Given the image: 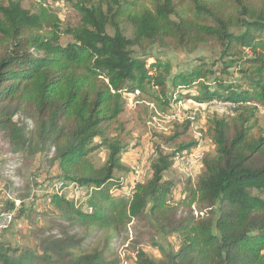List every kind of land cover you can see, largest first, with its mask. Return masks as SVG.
Segmentation results:
<instances>
[{"label": "trees", "instance_id": "obj_1", "mask_svg": "<svg viewBox=\"0 0 264 264\" xmlns=\"http://www.w3.org/2000/svg\"><path fill=\"white\" fill-rule=\"evenodd\" d=\"M54 1L69 5L67 20L21 0H0V139L23 161L49 158L53 148L59 181L43 197L75 183L77 192L87 189V202L54 195V209L42 214L58 224L52 232L40 230L34 247L16 246L5 238L7 229L0 232V264H122L110 246L139 220L160 257L137 243L135 264H264V127L258 115L264 107V0ZM205 45L218 58L199 59L187 71L147 61L156 46L193 54ZM129 93L141 98L131 110ZM184 99L235 105L207 122L213 149L203 153L201 173L186 179L183 197L174 200L178 183L168 174L177 156L199 143L187 120L174 137L186 141L171 151L158 148L151 174L136 180L129 199L115 196L112 190L123 188L118 174L129 172L122 156L130 124ZM17 116L33 129L26 132ZM101 149L106 158L97 165L90 157ZM36 198L19 208L6 201L0 213L16 211L17 219L33 221ZM74 228L103 232L105 241L86 250L85 237L69 233ZM172 236L179 247L158 239Z\"/></svg>", "mask_w": 264, "mask_h": 264}, {"label": "rangeland", "instance_id": "obj_2", "mask_svg": "<svg viewBox=\"0 0 264 264\" xmlns=\"http://www.w3.org/2000/svg\"><path fill=\"white\" fill-rule=\"evenodd\" d=\"M21 1L26 8L37 10L43 7L56 12L64 20H67L70 16V8L66 2H56L54 0ZM139 2L146 4L147 0H139ZM123 29L127 36L132 37L133 30L130 25L124 24ZM217 58L218 56L216 51H214L213 47L209 45L203 46L199 51L193 54L156 46L150 51L147 61L149 64H154L157 61L163 64H168L171 71L176 73L191 69L199 63V59L213 62ZM196 89L197 86H194V89L190 91L192 93H196ZM188 91L189 89L184 92L186 93ZM127 95L130 99L129 110H131L135 107L137 102L141 100V98H139L137 94L129 93ZM143 98L146 102L149 101L147 96ZM234 107L235 105H231L220 100L212 101L211 104L199 105L192 100L184 99L175 104L174 108L171 110H167L166 112L158 110L155 114H153L152 118H148L146 116L147 114H141L143 122L137 118V122L130 124L131 136L129 138V148L122 156V162L129 168V172H121L118 174V177L122 179L123 188L120 190L113 189V194L117 197L129 199L136 180L138 182L142 181L151 174L150 163L155 155V151L158 150V148L171 151V149L175 148L177 144L183 142L184 140L186 141L184 136H180L177 140H174V137L177 133L183 132L187 120H192V133L194 138H196L199 143L193 149L180 153V155L176 158L172 172L168 174L169 178H172L178 183V187L173 193L174 200L182 198L183 182L186 179L197 177L201 173V157L203 153H208L213 149L211 141L205 135L207 122H209V119L214 117L215 113H217L218 116H223L227 113H231L229 108ZM259 111L258 115L260 125L264 127V107L261 106ZM138 115L139 114L135 116ZM15 120L20 126L25 128L26 132L33 129V124L29 119L22 120L21 117L17 116ZM166 140L168 143H166ZM97 142L99 143L101 141L97 140ZM52 154H54L53 148L49 149V152L47 153V155H50L49 158H36V160L34 158H30L29 160L23 161L19 153L13 152L0 139V211L4 209V203L6 201L21 204L24 201H32L34 197H37L34 207L41 210L45 198H38V196H43L40 192L43 193V191L47 190V186L53 182V179L59 180L57 177L58 169L54 166L51 159ZM105 158V149H101L98 153L96 152L90 157L92 162L97 165L102 164ZM55 184L56 182L54 185ZM70 185L71 183H68L65 190H63V186H66L65 184L56 186V190L53 192H57L59 194L53 193L49 196V200L47 199L51 203V210L54 209L52 205V198L54 195L66 196L68 199L71 198L78 205L86 204L87 199L85 197L87 196V189L80 187V189H78L80 192H77V190L74 187H70ZM16 187L20 188L21 192L15 193L14 188ZM25 193H28L27 198L24 201H21V196L25 195ZM46 195L44 194V196ZM45 211L46 210L43 209L41 212L45 213ZM42 213L36 214L33 221L17 219L16 213L10 223L4 224V226L8 227L7 230L10 231L9 236L14 245L21 247H34L36 243H38V238H40L38 235L40 230H48L58 224L56 223V220L50 219V216L44 218L45 214ZM1 214L5 213L3 212L0 213V215ZM144 223L145 222L139 220V222L131 225L126 232L117 236L112 241L110 247H112L113 253L121 258L122 264H135L133 247H135L137 243H142L144 248L153 257H160V252L157 249L152 248L149 244L151 243V239L146 234L148 230L146 228L142 229V225ZM62 226L65 225L62 224ZM136 229L140 232L137 236L135 233ZM2 230L3 229H0V231ZM51 230L52 229H50V232L54 231ZM69 233H76L79 236L85 237L84 248L86 250L102 246L106 238L105 233L96 230L85 232L83 229L74 228L70 229ZM158 239L166 245H170L174 248L179 247L177 236L169 238L160 237Z\"/></svg>", "mask_w": 264, "mask_h": 264}, {"label": "built area", "instance_id": "obj_3", "mask_svg": "<svg viewBox=\"0 0 264 264\" xmlns=\"http://www.w3.org/2000/svg\"><path fill=\"white\" fill-rule=\"evenodd\" d=\"M54 181H59V180L53 179V182ZM53 182H51L49 185L47 184L48 185L47 186V190L43 191V193L40 192L41 194H43V196H44V194L45 195L49 194L53 190ZM44 185H45V183H44ZM75 185H77V184L71 183L70 187H74ZM66 187L67 186H63V190H65ZM35 196H36V194H35ZM43 196H38V198H42ZM15 204H16L17 208L20 207L19 203L15 202ZM14 214H16V211H10V212H7V213L5 212V214H1L0 215V229L6 230L8 228L7 226H4V224L10 223L12 218H13V216H14Z\"/></svg>", "mask_w": 264, "mask_h": 264}, {"label": "crops", "instance_id": "obj_4", "mask_svg": "<svg viewBox=\"0 0 264 264\" xmlns=\"http://www.w3.org/2000/svg\"><path fill=\"white\" fill-rule=\"evenodd\" d=\"M43 198H45V201H44V203H43V207L41 208V210H39V208H37V207H36V209H35V211H36L37 214H41V213H42L41 211H43V209L47 210L48 208H50V204H51V203L48 201L49 198H46V197H43ZM47 199H48V200H47ZM41 200H44V199H41ZM22 220H25V219H22ZM0 232H6V230L0 231ZM9 233H10V231H7V232L5 233V238H6L7 240L11 241L10 236H9ZM11 242H12V241H11Z\"/></svg>", "mask_w": 264, "mask_h": 264}]
</instances>
